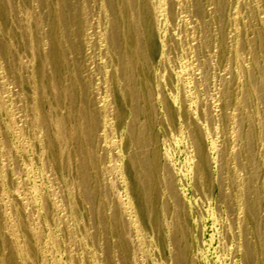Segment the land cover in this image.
I'll return each instance as SVG.
<instances>
[{
    "label": "rangeland",
    "instance_id": "rangeland-1",
    "mask_svg": "<svg viewBox=\"0 0 264 264\" xmlns=\"http://www.w3.org/2000/svg\"><path fill=\"white\" fill-rule=\"evenodd\" d=\"M0 264H264V0H0Z\"/></svg>",
    "mask_w": 264,
    "mask_h": 264
}]
</instances>
